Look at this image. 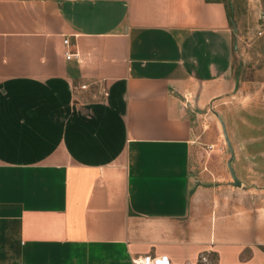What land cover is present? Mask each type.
Here are the masks:
<instances>
[{
    "label": "crops",
    "instance_id": "0c3cea01",
    "mask_svg": "<svg viewBox=\"0 0 264 264\" xmlns=\"http://www.w3.org/2000/svg\"><path fill=\"white\" fill-rule=\"evenodd\" d=\"M234 39L221 0H0V264H264Z\"/></svg>",
    "mask_w": 264,
    "mask_h": 264
},
{
    "label": "rangeland",
    "instance_id": "374dc122",
    "mask_svg": "<svg viewBox=\"0 0 264 264\" xmlns=\"http://www.w3.org/2000/svg\"><path fill=\"white\" fill-rule=\"evenodd\" d=\"M221 1L227 6L234 29L236 74L239 79H264V0ZM216 122L223 131L220 119Z\"/></svg>",
    "mask_w": 264,
    "mask_h": 264
},
{
    "label": "built area",
    "instance_id": "2783aa9c",
    "mask_svg": "<svg viewBox=\"0 0 264 264\" xmlns=\"http://www.w3.org/2000/svg\"><path fill=\"white\" fill-rule=\"evenodd\" d=\"M65 44L69 43V40L66 39ZM72 54L68 55V58H70ZM133 264H173L168 257L164 256H154V255H143L139 256L133 259ZM208 258L205 256H202L200 261L198 263L194 264H208ZM191 264V263H189Z\"/></svg>",
    "mask_w": 264,
    "mask_h": 264
},
{
    "label": "water",
    "instance_id": "95a60500",
    "mask_svg": "<svg viewBox=\"0 0 264 264\" xmlns=\"http://www.w3.org/2000/svg\"><path fill=\"white\" fill-rule=\"evenodd\" d=\"M226 139H227V138H226ZM234 180L236 181V178H235V176H234ZM237 185H240V183H238V182H237Z\"/></svg>",
    "mask_w": 264,
    "mask_h": 264
}]
</instances>
